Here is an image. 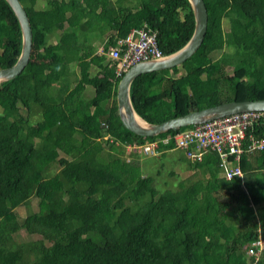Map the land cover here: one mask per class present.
Returning a JSON list of instances; mask_svg holds the SVG:
<instances>
[{"label":"trees","instance_id":"1","mask_svg":"<svg viewBox=\"0 0 264 264\" xmlns=\"http://www.w3.org/2000/svg\"><path fill=\"white\" fill-rule=\"evenodd\" d=\"M19 1L32 48L23 71L0 83V264H264V247L257 258L247 255L264 240V148L231 158L242 176L226 180L216 154L191 160L190 149L176 147L174 137L194 126L141 137L117 113L125 73L115 76L108 47L146 25L164 56L176 53L194 29L189 1ZM203 2L207 29L199 49L181 66L130 84L132 107L147 123L264 99V0ZM109 31L116 34L102 53L87 45ZM20 52L19 25L0 0V69ZM249 133L264 140V117ZM165 138L155 154L138 151ZM176 150L185 153L180 159L191 177L159 191L135 158ZM32 199L37 211L20 221L16 208ZM20 231L40 239L18 243Z\"/></svg>","mask_w":264,"mask_h":264},{"label":"built area","instance_id":"2","mask_svg":"<svg viewBox=\"0 0 264 264\" xmlns=\"http://www.w3.org/2000/svg\"><path fill=\"white\" fill-rule=\"evenodd\" d=\"M156 37L155 31L143 25L141 28L132 29L127 36L118 39L114 46L109 47L106 56L115 62V76L120 77L136 64L162 59L164 55L158 49ZM102 52L100 49L99 53ZM261 117H264V112L261 111L228 115L182 131L174 137V141L176 147L190 149L186 157L191 160L200 161L205 153L216 154L223 177L231 180L233 177L242 176L240 169L233 167V161L237 162L245 149L249 151L264 148V140L253 139L249 133ZM169 140L165 138L145 143L138 151L143 154H155L154 149L158 142L165 145ZM263 247L264 240L260 238L251 244L247 255L257 258Z\"/></svg>","mask_w":264,"mask_h":264},{"label":"water","instance_id":"3","mask_svg":"<svg viewBox=\"0 0 264 264\" xmlns=\"http://www.w3.org/2000/svg\"><path fill=\"white\" fill-rule=\"evenodd\" d=\"M12 10L21 33V52L13 66L0 69V83L8 82L18 76L30 59L32 32L28 16L19 0H4ZM194 18V29L191 38L176 53L159 60H151L132 66L116 87L117 113L122 125L130 132L141 137H155L170 130L196 126L228 115L261 111L264 112V99L243 102H227L205 109L190 112L158 124H151L140 118L134 111L129 87L132 81L141 74L170 70L181 66L201 46L207 29V11L203 0H188Z\"/></svg>","mask_w":264,"mask_h":264},{"label":"rangeland","instance_id":"4","mask_svg":"<svg viewBox=\"0 0 264 264\" xmlns=\"http://www.w3.org/2000/svg\"><path fill=\"white\" fill-rule=\"evenodd\" d=\"M48 42L53 43L54 39L50 38ZM226 71L228 75L231 74L230 69H227ZM179 73H181V70L179 71ZM88 93L91 94V92ZM88 93H86L87 96ZM184 154L185 153L183 151L176 150L174 152L167 153L164 157L145 158L141 156L140 158H135V160L141 164V171L145 172L146 175H150L153 177L154 185L159 191H163L166 189L176 190L181 180L191 177V172L188 168L187 163L185 162V160L183 161V159H180L181 157L183 158L185 156ZM103 155L104 153L102 154V156ZM60 156H63V154H60ZM121 156L123 157V155ZM126 158L127 157H125V159ZM161 164L164 165L163 169H159ZM58 168L59 167L57 165H54L53 172H57ZM196 179L198 178L193 177V180ZM37 204V201L35 199H32L28 205L19 206L18 208H16L18 219L21 221L28 215V213L37 211ZM39 239V236L27 235L23 231H20L15 235V240L18 243H32L35 240Z\"/></svg>","mask_w":264,"mask_h":264},{"label":"crops","instance_id":"5","mask_svg":"<svg viewBox=\"0 0 264 264\" xmlns=\"http://www.w3.org/2000/svg\"><path fill=\"white\" fill-rule=\"evenodd\" d=\"M129 5H133L132 3H130L129 4V2L128 1H126L125 3H124V6H129ZM134 29H138V28H134ZM132 30V29H131ZM130 30V31H131ZM129 31V32H130ZM129 32H128V34H129ZM115 34L116 33H113V32H106L105 34H103V35H99V36H92L91 38H90V41L87 43V45L89 44L91 47H93L94 49H96L97 51H98V53H99V51H100V49H102V45L105 43V41L107 40V38L108 37H110V36H112L113 35V37H115ZM127 34V35H128ZM126 35V36H127ZM80 38H82V36H79ZM134 39L136 40L137 39V37L135 36L134 37ZM109 47H112V46H109ZM108 47V48H109ZM76 66L74 65V64H71L70 65V68L72 69V68H75ZM74 70H76V68L74 69ZM89 92H91V88H89Z\"/></svg>","mask_w":264,"mask_h":264},{"label":"clouds","instance_id":"6","mask_svg":"<svg viewBox=\"0 0 264 264\" xmlns=\"http://www.w3.org/2000/svg\"><path fill=\"white\" fill-rule=\"evenodd\" d=\"M165 57V56H164Z\"/></svg>","mask_w":264,"mask_h":264}]
</instances>
